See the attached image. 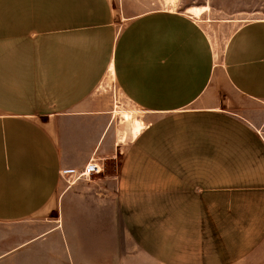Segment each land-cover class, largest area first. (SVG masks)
Returning a JSON list of instances; mask_svg holds the SVG:
<instances>
[{
    "label": "crops",
    "instance_id": "1",
    "mask_svg": "<svg viewBox=\"0 0 264 264\" xmlns=\"http://www.w3.org/2000/svg\"><path fill=\"white\" fill-rule=\"evenodd\" d=\"M176 5L0 0V264H264V18Z\"/></svg>",
    "mask_w": 264,
    "mask_h": 264
},
{
    "label": "rangeland",
    "instance_id": "2",
    "mask_svg": "<svg viewBox=\"0 0 264 264\" xmlns=\"http://www.w3.org/2000/svg\"><path fill=\"white\" fill-rule=\"evenodd\" d=\"M154 5L163 6V7H171L166 4L165 0H152ZM204 0H187L181 3H176V7L179 9L185 8L189 4L195 3H203ZM215 10H213L210 16H205V23L203 24L208 34H210L213 44L214 50L219 52V58L217 62L219 63V59L222 55V50L226 41L228 40L229 34L231 33L232 27L225 25L226 23L221 20V18H231L238 16L239 18H253L259 17L264 18V0H212ZM174 7V6H173ZM239 8H245V13H236ZM110 80L108 81V83ZM106 81L101 85V91L106 95L112 96V103H115L117 107L116 112L118 115V124L122 131H127L130 127V123L126 121L127 113L131 112L133 116L136 118H140V112L137 107L130 102V100L126 99V97L120 92L119 87L112 83L107 85ZM105 85H107V91H104ZM119 111V112H118Z\"/></svg>",
    "mask_w": 264,
    "mask_h": 264
},
{
    "label": "built area",
    "instance_id": "3",
    "mask_svg": "<svg viewBox=\"0 0 264 264\" xmlns=\"http://www.w3.org/2000/svg\"><path fill=\"white\" fill-rule=\"evenodd\" d=\"M103 167L99 164L98 158H93L89 162H87L80 169L76 168H64L61 171V177L67 184L72 185L81 179H89L93 175L101 172Z\"/></svg>",
    "mask_w": 264,
    "mask_h": 264
},
{
    "label": "bare ground",
    "instance_id": "4",
    "mask_svg": "<svg viewBox=\"0 0 264 264\" xmlns=\"http://www.w3.org/2000/svg\"><path fill=\"white\" fill-rule=\"evenodd\" d=\"M165 1H166V4L170 5L171 7L176 5V0H165ZM188 11L192 12L193 14L199 15L203 11V8L190 7ZM126 118L127 119L125 122L128 121L130 123L132 134L136 135L140 131V129L144 127V122H142L137 117L135 118L131 112L127 113Z\"/></svg>",
    "mask_w": 264,
    "mask_h": 264
}]
</instances>
